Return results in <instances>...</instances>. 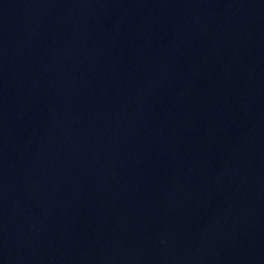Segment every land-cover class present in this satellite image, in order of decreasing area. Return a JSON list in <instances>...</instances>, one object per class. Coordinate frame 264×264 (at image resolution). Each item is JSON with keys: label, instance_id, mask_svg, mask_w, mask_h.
Returning a JSON list of instances; mask_svg holds the SVG:
<instances>
[{"label": "water", "instance_id": "1", "mask_svg": "<svg viewBox=\"0 0 264 264\" xmlns=\"http://www.w3.org/2000/svg\"><path fill=\"white\" fill-rule=\"evenodd\" d=\"M0 264H264V70L0 156Z\"/></svg>", "mask_w": 264, "mask_h": 264}]
</instances>
